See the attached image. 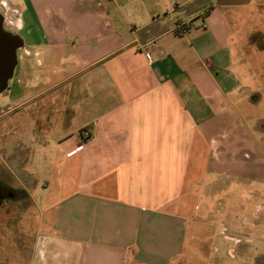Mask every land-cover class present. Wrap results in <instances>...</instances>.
Wrapping results in <instances>:
<instances>
[{"label": "crops", "instance_id": "obj_1", "mask_svg": "<svg viewBox=\"0 0 264 264\" xmlns=\"http://www.w3.org/2000/svg\"><path fill=\"white\" fill-rule=\"evenodd\" d=\"M7 4L23 45L0 91V185L28 196L0 198V233L19 223L0 264H182L264 0Z\"/></svg>", "mask_w": 264, "mask_h": 264}, {"label": "rangeland", "instance_id": "obj_2", "mask_svg": "<svg viewBox=\"0 0 264 264\" xmlns=\"http://www.w3.org/2000/svg\"><path fill=\"white\" fill-rule=\"evenodd\" d=\"M0 10L9 25L11 9L7 0H0ZM261 12L263 15L264 8ZM261 32L257 30L252 35L257 41H242L243 56L253 70V75L243 77L250 90L241 95L242 120L233 136L225 133L221 147L214 143V152L219 154L226 172L208 177L214 179V185L209 187V198L202 201L198 218L192 222V237L182 264H264V34ZM6 95V91L0 93V101L7 104ZM2 187L0 191L9 197V190ZM11 195L28 196L19 188ZM13 224L0 233L3 245L0 255L11 261L19 255L14 254L18 249L14 243L19 237V223L16 222V228ZM24 240L28 244L30 239Z\"/></svg>", "mask_w": 264, "mask_h": 264}, {"label": "water", "instance_id": "obj_3", "mask_svg": "<svg viewBox=\"0 0 264 264\" xmlns=\"http://www.w3.org/2000/svg\"><path fill=\"white\" fill-rule=\"evenodd\" d=\"M23 45L20 35L4 28V16L0 13V91L6 88L17 64V49Z\"/></svg>", "mask_w": 264, "mask_h": 264}, {"label": "built area", "instance_id": "obj_4", "mask_svg": "<svg viewBox=\"0 0 264 264\" xmlns=\"http://www.w3.org/2000/svg\"><path fill=\"white\" fill-rule=\"evenodd\" d=\"M189 24L190 22H181L178 21L176 22V32L179 35H183L184 33H186V31H188L189 29ZM203 26H206V23L203 24ZM157 43L156 40L150 41V45H155Z\"/></svg>", "mask_w": 264, "mask_h": 264}, {"label": "flooded vegetation", "instance_id": "obj_5", "mask_svg": "<svg viewBox=\"0 0 264 264\" xmlns=\"http://www.w3.org/2000/svg\"><path fill=\"white\" fill-rule=\"evenodd\" d=\"M9 194L11 195L12 194V191H9ZM5 194L2 193V191H0V198H6V196H4Z\"/></svg>", "mask_w": 264, "mask_h": 264}]
</instances>
